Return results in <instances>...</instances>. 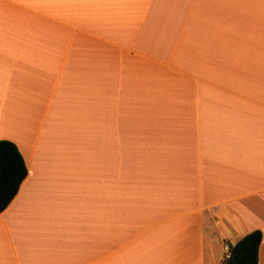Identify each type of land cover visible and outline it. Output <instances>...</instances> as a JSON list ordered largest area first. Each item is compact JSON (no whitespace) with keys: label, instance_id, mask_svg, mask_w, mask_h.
Instances as JSON below:
<instances>
[{"label":"crops","instance_id":"0c3cea01","mask_svg":"<svg viewBox=\"0 0 264 264\" xmlns=\"http://www.w3.org/2000/svg\"><path fill=\"white\" fill-rule=\"evenodd\" d=\"M0 140V264H264V0H0Z\"/></svg>","mask_w":264,"mask_h":264},{"label":"trees","instance_id":"16d2710c","mask_svg":"<svg viewBox=\"0 0 264 264\" xmlns=\"http://www.w3.org/2000/svg\"><path fill=\"white\" fill-rule=\"evenodd\" d=\"M25 159L17 145L0 140V214L17 196L21 184L28 176ZM263 234L253 231L230 246V257L224 264H259V249Z\"/></svg>","mask_w":264,"mask_h":264},{"label":"built area","instance_id":"2783aa9c","mask_svg":"<svg viewBox=\"0 0 264 264\" xmlns=\"http://www.w3.org/2000/svg\"><path fill=\"white\" fill-rule=\"evenodd\" d=\"M225 251H226L227 258L230 257V254H231V252H230V246L225 245Z\"/></svg>","mask_w":264,"mask_h":264}]
</instances>
